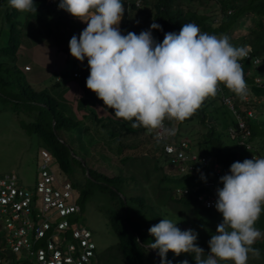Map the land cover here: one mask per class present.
Listing matches in <instances>:
<instances>
[{"label":"trees","instance_id":"16d2710c","mask_svg":"<svg viewBox=\"0 0 264 264\" xmlns=\"http://www.w3.org/2000/svg\"><path fill=\"white\" fill-rule=\"evenodd\" d=\"M4 3H6L5 16L9 34L5 45L0 48V97L16 104L27 105L28 114L32 118L26 124L27 129L44 141L46 149L54 158L57 172L72 181L81 208L84 201L97 190L108 193L114 207H117L115 211L110 210L108 218L118 241L105 252L108 256L105 264H115L117 261L118 264H158L154 255L144 245L154 242V237L149 235L148 229L164 219L165 209L185 218L197 215L200 210L216 211L215 208L208 209L199 204L194 194L180 196L174 194L177 186H172L173 182L178 181L182 183L179 186H186L197 183L198 178L179 175L174 166L167 164L160 144L155 141L153 142L157 145V156L143 153L121 157L123 147L117 139L129 134L142 133L145 128H133L131 122L115 117L114 110L107 108L94 92L86 88L85 81L88 77L86 73L79 79L82 95L75 99L76 110H85L89 120L103 128L107 138L118 143L116 155L120 156L123 167L116 174L104 173L93 165L95 161L87 146L85 156H80L85 165L73 157L71 155L73 149L65 137L69 136L72 140L82 142V135L86 129L83 119L78 118L75 112L72 113L70 107L62 102L65 105L63 106L58 99L60 97L52 96L46 89L34 90L32 85L23 79L22 71L25 70L23 66H19V59L21 53L31 51L29 48L50 40L52 42L50 46L63 52L70 60L73 57L69 53L68 42L74 34L79 37L84 29V23L60 10L59 0L53 2L34 0L37 6L36 15L25 13L24 21L19 19L21 12L12 8L7 0H0V5ZM122 3L125 6V13L120 22L121 29L130 28L139 34L142 30H148L152 23H156L162 28V31L152 30L157 42L163 41L166 32L179 33L185 23H194L209 34H226L231 39L237 28L243 27L246 19H250L255 27H250L248 33L241 37L242 45H249L252 55L262 60V65L254 71L253 76L262 77L261 74L264 76V0H141L142 7H136L132 0L128 10L126 4ZM142 17V22H139ZM213 18L217 20L214 21ZM36 23H40L43 29L41 27L34 29L33 25L35 26ZM53 28L55 30H52ZM32 34L35 37L31 39ZM36 37L38 41L33 40ZM73 61L75 64L78 63L76 59ZM253 76L246 78V82L251 83V94L258 100L245 105V108L255 112V118L252 121L248 119L247 124L251 130L250 141L255 151L264 154V80L260 86H256L252 83ZM58 84L59 82H56V85ZM3 88L5 91L2 90ZM225 93L238 98V95L227 87ZM214 97L219 101L218 92ZM211 98V96L205 98L196 113L184 121L196 115L199 122L206 126L205 132L197 141L198 149L204 155L215 156L228 172L234 161L242 162L244 159H249L252 151L240 149L229 137L226 128V137L233 140V145L230 146L225 141L224 135L217 130L216 125L208 123L204 106ZM219 104L223 106L220 101ZM96 105L103 107L107 114L99 115L95 109ZM220 105H215V108ZM13 109L17 111L14 106ZM165 119L170 126L183 122L168 117ZM230 123H235L234 118ZM58 137L66 144L59 141ZM93 137L92 134L90 139ZM77 167L83 173L82 178L76 174ZM86 169L88 175L85 173ZM254 227L264 232L263 221H257ZM253 247L261 251V258L254 260V263L264 264V237L258 239ZM167 260L171 261V264H181L184 260H187L188 264H195L192 256L186 253L175 256L169 251Z\"/></svg>","mask_w":264,"mask_h":264},{"label":"clouds","instance_id":"9594fccd","mask_svg":"<svg viewBox=\"0 0 264 264\" xmlns=\"http://www.w3.org/2000/svg\"><path fill=\"white\" fill-rule=\"evenodd\" d=\"M8 3L21 13L36 15L34 0ZM58 8L87 25L68 42L71 57L81 63L87 59L86 88L133 128L158 129L166 117L186 120L205 98L216 96L220 83L241 98L248 94L241 61L251 48L233 45L226 34H209L185 23L179 33L166 32L157 42L152 30L162 28L156 23L139 34L121 32L122 0H59ZM200 179L205 180L203 173ZM219 182L223 187L216 189L214 207L223 219L208 241L207 255L197 243L195 230H181L165 218L148 229L154 242L147 248L157 251L160 264H171L169 251L175 256L189 254L195 264H247L249 259L261 258L260 249L253 245L264 237L254 227L264 203V157L234 161Z\"/></svg>","mask_w":264,"mask_h":264},{"label":"built area","instance_id":"2783aa9c","mask_svg":"<svg viewBox=\"0 0 264 264\" xmlns=\"http://www.w3.org/2000/svg\"><path fill=\"white\" fill-rule=\"evenodd\" d=\"M131 1L122 0L127 10L131 7ZM140 3L141 0H134L136 7ZM119 27L125 35L133 32L130 28L121 29L120 24ZM83 62L73 67L72 78L79 80L84 73L89 75L88 66H84L87 65V59ZM241 63L244 64L246 80L262 65V60L250 51L247 59ZM29 69V65L24 66V70ZM53 70L57 75L56 80H59L61 72L57 67ZM263 80L254 75L252 83L260 86ZM246 84L248 94L244 98L225 93L226 87L222 83L218 84L217 92L220 103L235 120L234 124L227 126L229 137L240 149L252 151L249 159L261 158L264 154L255 151L247 124L248 119L252 121L255 118V112L245 108L247 103L257 102L258 99L251 94V83ZM169 129L174 130L175 134H169ZM144 132L160 144L167 164L174 166L179 175L198 178L197 183L175 187V193L178 196L194 194L199 204L208 209L215 208V192L217 188L223 187L219 177L227 173L225 166L213 155H204L199 149L191 150L188 139L174 126H170L166 119L163 127L145 129ZM39 156L41 163L33 189L18 185V178L13 173L0 176V264H98L95 257L96 244L91 232L68 218L81 213L78 194L72 181L51 167V162H54L51 152L41 149ZM201 173L205 176L203 181L200 179ZM14 254L23 259L14 261Z\"/></svg>","mask_w":264,"mask_h":264},{"label":"rangeland","instance_id":"374dc122","mask_svg":"<svg viewBox=\"0 0 264 264\" xmlns=\"http://www.w3.org/2000/svg\"><path fill=\"white\" fill-rule=\"evenodd\" d=\"M139 7H142L141 3ZM5 10L6 3L1 4L0 48L5 45L9 34L8 25L6 24ZM24 14L25 13H22L19 16L21 21H24L26 18ZM142 19L143 17L140 18L139 22H142ZM213 20L215 21L217 18H213ZM52 24L54 23L52 22ZM253 26L255 27V24L250 19H246L244 26H239L234 32L233 37L230 39L231 43L235 46H242L241 37L247 34L250 27ZM33 27H35L34 29L38 27L42 28V25L36 23ZM54 28L52 30H55ZM32 36L33 37H30L31 39L35 37L34 34H32ZM33 40L38 41L39 39L36 37ZM46 42L52 43L50 40H46ZM31 43H33V41ZM35 47L36 45L29 49H34ZM73 59L74 58H70L66 67H69L73 63ZM79 63L80 62L77 64ZM35 71L36 68L34 69V73ZM22 74L23 79L29 82L34 90L46 89L52 96L57 98L60 96L61 85L59 84H64V81L62 83L59 82V84L56 85L55 75L47 74L38 82H31V80H28V77L31 76L32 73L22 72ZM261 76L264 78L262 74ZM2 90L5 91L4 88ZM74 96L76 97V95H69L70 98L67 97L66 101L63 100L65 99L64 97L58 99L61 104L64 103L68 108L70 107L72 113L75 112L78 118L83 119L86 129L82 135V142L72 140V138L66 136L65 139L67 143L79 157L82 155L85 156L84 152L86 151V146L89 147L93 160L95 161V163H93L94 166L108 175L119 173L123 164L120 160V156L116 155V146L118 143H114L113 139L107 138L106 132L103 128L89 120V117L85 115V113H87L85 110H76ZM64 104L63 106H65ZM215 105L219 106V101L217 98L215 99V97H212L208 104L204 106L207 113L206 119L208 120V123L210 122L211 124L216 125L217 130L224 135L225 141L232 146L233 140L227 138L225 133L227 126L231 124L230 121L233 119V116L224 106L220 105V107L215 108ZM13 106L16 107L17 111L13 109ZM100 115H106V113L102 110ZM31 120L32 118L28 114L27 105H23L22 103L16 104L0 97V176L6 173H13L18 178V185H21L26 189H33L35 186L38 178V167L41 163L39 151L41 149H46L44 141L36 133L27 129L26 124ZM174 128H176L183 137L188 139L191 143V150H198L199 146L197 145V141L205 132L206 126L199 122V118L196 115L190 120L180 122L177 125L175 124ZM92 134L94 137L90 139ZM119 141L123 147L121 157L132 156L134 154L141 155L143 153L154 154V156H157V145L144 132L119 137L117 142ZM51 167L57 171L55 162H51ZM76 174L78 177L82 178L83 173L79 167H77ZM171 184L172 183H169V185ZM181 184L182 183L177 181L173 182L172 186H179ZM174 194L177 195L175 190ZM116 208L117 207H114L108 193L97 190L94 195L88 197L84 201L81 213L68 217L70 221L85 226L91 232L92 239L96 244L95 257L98 264H105V262H107L108 256L105 252H107L108 247L115 246L118 241L110 224V219L108 218V214L111 212L110 210L115 211ZM261 209L262 211L258 221L260 220L264 222L263 203L261 204ZM165 218L178 223L177 227L181 230H186V228L195 230L198 233L197 243L204 249L206 255L209 251L208 241L211 238V235L215 234L218 223L223 219L221 214L217 211L209 212L206 210H200L197 215L191 218H185L181 215L172 213V211L170 212L168 209L164 210V219ZM19 259H23V257H18L17 254L13 255L14 261ZM254 260L255 259H249L247 264H255ZM115 264H118V261L117 263L115 262ZM219 264H233V262L220 261Z\"/></svg>","mask_w":264,"mask_h":264},{"label":"crops","instance_id":"0c3cea01","mask_svg":"<svg viewBox=\"0 0 264 264\" xmlns=\"http://www.w3.org/2000/svg\"><path fill=\"white\" fill-rule=\"evenodd\" d=\"M86 26L87 25L84 24V28ZM68 63L69 59L66 58V55L63 52L58 51L52 45L50 46V43L48 42H43L38 45L36 44V47L34 49H31V51H29L28 53H21L19 59L20 67H24L26 64L30 66V69L28 71L22 72L32 73L31 76L28 77V80H31V82H38L47 74L55 75L56 80L57 75L56 73H54L53 69L54 67H57V69H59V71L61 72V76L59 80H56V82L62 83L64 81V84H59L61 85V94L59 97H64L65 99H62L65 101L67 100V97H69V95H76V97L74 96L75 99L82 95L79 80H75L71 76L73 66H75L77 63L75 64V62L73 61V63L69 67H66ZM82 64H84V62H82ZM84 66L87 67V65ZM33 68H36L35 73ZM95 109L99 115L101 114L102 110L107 114V111L100 105H96Z\"/></svg>","mask_w":264,"mask_h":264},{"label":"water","instance_id":"95a60500","mask_svg":"<svg viewBox=\"0 0 264 264\" xmlns=\"http://www.w3.org/2000/svg\"><path fill=\"white\" fill-rule=\"evenodd\" d=\"M53 131H54V133L56 134V131H55L54 129H53ZM58 139H59V141H61L62 143H65V142L63 141V139H61L60 137H58ZM65 144H66V143H65ZM71 155H72L73 157H75L76 159H78L79 161H81V163H82L83 165H85V162H84V160H83L81 157L77 156V155L74 154L72 151H71ZM85 173L88 175V171H87V169L85 170ZM121 196H122V198H124L122 194H121ZM147 245H149V244H146V245H144V246L147 248ZM147 249H148V248H147ZM148 250L150 251V253H152V254L154 255V257H155L157 263L160 264V257L157 255V251H156V250H153V249H148ZM20 264H25V263H20Z\"/></svg>","mask_w":264,"mask_h":264}]
</instances>
